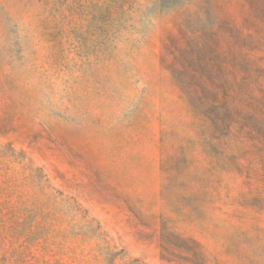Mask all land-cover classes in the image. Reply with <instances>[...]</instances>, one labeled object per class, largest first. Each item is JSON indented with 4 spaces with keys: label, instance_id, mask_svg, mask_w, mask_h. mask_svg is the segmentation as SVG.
<instances>
[{
    "label": "rangeland",
    "instance_id": "1",
    "mask_svg": "<svg viewBox=\"0 0 264 264\" xmlns=\"http://www.w3.org/2000/svg\"><path fill=\"white\" fill-rule=\"evenodd\" d=\"M0 264H264V0H0Z\"/></svg>",
    "mask_w": 264,
    "mask_h": 264
}]
</instances>
